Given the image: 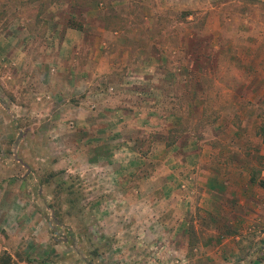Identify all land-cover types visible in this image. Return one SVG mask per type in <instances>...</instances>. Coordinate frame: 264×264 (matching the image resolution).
<instances>
[{"label":"rangeland","instance_id":"obj_1","mask_svg":"<svg viewBox=\"0 0 264 264\" xmlns=\"http://www.w3.org/2000/svg\"><path fill=\"white\" fill-rule=\"evenodd\" d=\"M151 109L257 178L264 0H0V264H214L193 180L146 182Z\"/></svg>","mask_w":264,"mask_h":264},{"label":"crops","instance_id":"obj_2","mask_svg":"<svg viewBox=\"0 0 264 264\" xmlns=\"http://www.w3.org/2000/svg\"><path fill=\"white\" fill-rule=\"evenodd\" d=\"M123 112L121 109L115 112L121 120H125ZM126 112L130 115L131 111ZM144 114L133 113L127 124L141 121L144 124L137 125L139 130H157L162 135L150 142V157L156 161L146 182L180 187L192 179L190 188L198 194L200 206L205 207L204 203L214 207V264H264V165L257 174L259 184H254L250 181L252 169L247 162L220 159L221 153L215 150L211 161L210 150L198 148L190 140L170 139L173 126L166 122L173 117L153 109L147 116ZM235 134L236 130L230 131V137ZM125 141L106 158V163L114 162V158L119 164L134 158L145 159L135 149V140Z\"/></svg>","mask_w":264,"mask_h":264},{"label":"trees","instance_id":"obj_3","mask_svg":"<svg viewBox=\"0 0 264 264\" xmlns=\"http://www.w3.org/2000/svg\"><path fill=\"white\" fill-rule=\"evenodd\" d=\"M69 27L74 28V29H77V30H81V29H82L81 24H76V23H73V22H70ZM191 95H192L191 97L193 98V97L195 96V93H192ZM151 142H152V141H151ZM149 146H150V143H149ZM148 149H149V148H147L146 151H142V150H140L139 153H140L141 155H143V154H145V153L148 151ZM138 150H139V149H138ZM250 181H251L252 183H254V182L256 181V176H255V174H254L253 172H252V174H251ZM5 264H7V263L5 262Z\"/></svg>","mask_w":264,"mask_h":264}]
</instances>
